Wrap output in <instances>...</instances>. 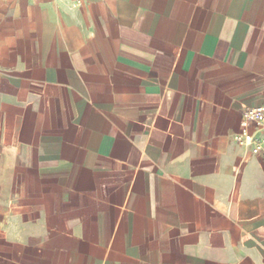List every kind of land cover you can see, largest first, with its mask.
Instances as JSON below:
<instances>
[{"label": "crops", "instance_id": "1", "mask_svg": "<svg viewBox=\"0 0 264 264\" xmlns=\"http://www.w3.org/2000/svg\"><path fill=\"white\" fill-rule=\"evenodd\" d=\"M263 105L264 0H0V264H264Z\"/></svg>", "mask_w": 264, "mask_h": 264}, {"label": "built area", "instance_id": "2", "mask_svg": "<svg viewBox=\"0 0 264 264\" xmlns=\"http://www.w3.org/2000/svg\"><path fill=\"white\" fill-rule=\"evenodd\" d=\"M254 127V131L249 126ZM264 105L259 108H244L241 112L240 132L232 139L233 142L249 150L251 154L258 156L264 162Z\"/></svg>", "mask_w": 264, "mask_h": 264}]
</instances>
